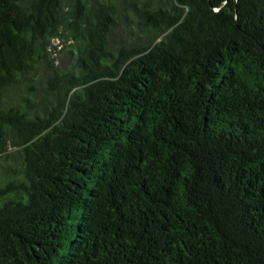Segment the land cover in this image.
Returning a JSON list of instances; mask_svg holds the SVG:
<instances>
[{"label":"trees","instance_id":"16d2710c","mask_svg":"<svg viewBox=\"0 0 264 264\" xmlns=\"http://www.w3.org/2000/svg\"><path fill=\"white\" fill-rule=\"evenodd\" d=\"M0 264H264V0H0Z\"/></svg>","mask_w":264,"mask_h":264},{"label":"rangeland","instance_id":"374dc122","mask_svg":"<svg viewBox=\"0 0 264 264\" xmlns=\"http://www.w3.org/2000/svg\"><path fill=\"white\" fill-rule=\"evenodd\" d=\"M57 44H58V43H56V45H57ZM59 49H61V48H59ZM56 56H57V54L54 55V57H56ZM58 57H59V58H57L58 60H57L56 64H57V65H62V64L65 62V60H63L64 58H62L63 55H62V54H59Z\"/></svg>","mask_w":264,"mask_h":264}]
</instances>
